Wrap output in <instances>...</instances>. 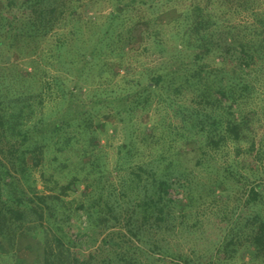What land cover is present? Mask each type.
<instances>
[{"label": "trees", "instance_id": "16d2710c", "mask_svg": "<svg viewBox=\"0 0 264 264\" xmlns=\"http://www.w3.org/2000/svg\"><path fill=\"white\" fill-rule=\"evenodd\" d=\"M149 1L148 7H133L138 1L119 0L104 21L95 22L88 13V4L81 6V0H7L0 16L2 61L14 63L11 49L23 52L27 48L29 54L36 53L37 61L44 62V66L54 64V71L49 77L42 74L35 90L28 85L22 89L25 78L33 77L32 72H18L14 79L21 84V90L13 95L10 92L16 89L10 90L11 82L2 71L0 140H12L6 144V156L16 160L28 181V173L41 163L47 147L53 145L56 152L63 151L76 141L75 135L64 134L66 126L83 127L89 133L93 116L101 107L110 111L97 114L102 122L94 123L95 129L102 131L109 124L115 131L114 117L124 121L126 130L131 128L126 136L129 139L118 146L117 154L131 158L137 154L140 143L154 140L157 124L144 125L147 130L142 131L139 138L133 119L151 105L153 96L183 110L191 109L180 131L186 135L198 126L207 127L210 134H215L208 143L197 145L196 157L197 165L211 166L216 173L209 184L214 185L212 194L215 189L221 195L230 194L235 186L234 177L243 183L245 200L237 206L239 210H233L224 221L227 231L217 244L218 250L222 243L233 246L245 228L241 217L251 215L253 205L263 208L264 203V169L257 167L250 174H241L238 168L244 151L242 145L235 146L234 155L225 149L228 142L247 139L253 122L264 115V9L260 12L255 7L261 0ZM231 11L253 12V18L239 28L229 22L236 14ZM149 12H156L154 18L144 22ZM86 22L92 24L95 35L85 45ZM137 33L142 35L140 39ZM216 57H220L219 60ZM96 59L99 62L95 65ZM63 68L76 77V85L67 87V91L60 75ZM120 69L124 75L114 77ZM74 70L79 71L74 73ZM88 77L96 80L94 87L86 85L92 98L88 107L70 113V117L62 113L61 119L45 130L42 109L45 97L59 90L64 98L67 94L75 95L83 88L77 83L88 82ZM92 139L96 137L89 139L93 144ZM96 146L94 141L91 149L78 147L81 151L75 150L83 155L81 162L88 154L94 156L84 160L81 167L86 170L84 198L77 209L87 225L108 229L102 239L108 257L102 258V262L112 264L111 260L117 259L131 264L138 257L127 256L123 249L132 254L137 252L141 248L137 242H147L144 231L158 225L170 212L169 187L170 177L176 170L175 154L170 153V156L163 150L151 158L149 164L120 163L112 171L97 160ZM30 154L31 167L26 165ZM5 165L0 161V243L10 242L14 235L30 234L23 230L27 214L31 211L39 215L37 207L29 204L24 193L15 190L13 176ZM8 174L10 178L6 181ZM196 197H191L190 203L198 202L202 206L208 202L201 196ZM203 226L202 219L194 216L191 227ZM114 227L116 229L110 230ZM263 231L264 223L250 231L247 240L251 245L264 246ZM110 254H113L112 259Z\"/></svg>", "mask_w": 264, "mask_h": 264}, {"label": "rangeland", "instance_id": "374dc122", "mask_svg": "<svg viewBox=\"0 0 264 264\" xmlns=\"http://www.w3.org/2000/svg\"><path fill=\"white\" fill-rule=\"evenodd\" d=\"M6 1L0 0V16H2V6L5 7ZM118 1L81 0L80 3L81 6L83 3H87L89 7L87 8L89 9L88 13L92 16L91 19L95 20V22H101L105 20L107 13L113 8V4ZM121 1L124 2L126 0ZM136 1H138V5L135 3L133 7H148L151 2L149 0ZM257 5H255L257 7L256 11L261 12L264 9V0H261ZM16 8L12 10V13ZM6 11H8L7 8ZM231 12L236 14L232 16L229 22L236 26L239 25V28L253 18V12ZM155 13L149 12V16L144 22H150L154 18ZM91 25V23L86 22L83 28L85 45L95 35ZM136 36L139 39L142 37L138 33ZM82 45L84 48V41ZM11 51V59L15 62H3L2 47L0 46V74L3 71L8 81L11 82L10 90L16 89L13 93L10 92L11 95L18 94V91L21 90L19 89L21 84L15 82L14 79L18 72H32L33 77L25 78V84L22 89L24 90L26 85H28L35 90L41 75H48L54 71V64L44 66V62L37 61L36 53L29 54L27 48L23 52L18 51L16 48H12ZM219 58L216 57L218 60ZM95 62L96 65L99 60L96 59ZM81 64L84 66V63ZM44 67H46L45 72L43 71ZM79 69L81 70V68ZM78 71L74 70V73H78ZM60 75L67 85H65L66 91L67 87L76 85V77L74 78L73 74L66 73L64 68ZM115 75L117 78L122 77L124 75L122 69L119 70L118 74L115 73L114 77ZM108 77L110 76H105V78ZM31 81L32 84L30 85ZM86 81L88 82L85 83L80 80L77 85H82V90L75 95L67 94L66 99L60 90L57 91V94L47 93L45 105L42 107L45 113V130H48L55 120L61 119L62 113L64 115L67 114L66 117H70V113H74L77 110L84 111L88 107V103L91 102L92 98L87 93L88 90L86 88L88 86L86 85L89 84V87H94L93 83L96 80L93 77H88ZM105 111L110 110L101 107L98 113ZM189 112H191V109L183 110L179 106L170 105L157 96H153L151 105H147L133 119L139 138L142 135V131L147 130L144 125L148 127L150 123H156L157 129L154 134V140L149 139L147 143H140L137 154L132 158L128 155L120 157V154H117L118 146L129 139L126 136L129 133L128 130L131 129L129 127L126 130L124 121L119 120L118 117L113 119L114 126L117 128L115 131L113 126L109 124L102 131L95 129L94 123L100 121L98 113L93 116V125L88 129L89 133H86L83 127L66 126L64 134L75 135L76 138L74 139L76 141L71 147L66 146L63 151L56 152L53 145L47 147L41 163L33 166L31 173H28V181L23 177L16 160L6 156L8 154L7 151L5 152L6 144L11 143L12 140L7 142L5 139L3 141L1 139L0 161L6 164L5 167H8L12 174L15 190L20 192V194L24 193L25 199L30 202L29 204L37 207L39 215L31 211L27 214L23 230L30 234L16 237L14 235L10 242L0 243V264H106V262H102V258L108 257L103 250L106 246L102 243V239L108 229L101 230L96 225H87L84 216L77 209L84 198L83 186L86 170L83 171L81 167L84 160L88 161V157L94 156L88 154L81 162V156L83 155H81V152L76 153L75 150L79 149L78 147L91 149L94 141L97 143L95 153L99 154L98 157H95L100 163H104L108 170L112 171L120 163L123 165L133 162L149 164L150 159L156 157L163 150L167 152V155L172 156L170 153L173 152L175 154L174 166L176 170L173 172V176L170 177L172 184L169 187L170 197L172 198L170 212L166 214L158 225L149 231H144L143 237L147 242L146 244L137 242L141 246L137 252L134 251V254H132L123 249L126 251L125 254L127 256L129 254L138 257L137 260L139 261L134 260L130 262L131 264H264V246L257 248V246L251 245L250 241L247 240L251 236L250 231L257 225L264 223V203L263 208L253 205L250 210L251 215L241 217L242 222L245 221L244 223L246 224L245 228L238 234L235 245L226 246V244L222 243L220 250L217 248L218 241L225 236L227 231L224 221L229 218L233 210H239L237 206L245 200L244 187H242L243 183L241 181L238 182L239 180L234 177L232 183L235 186L230 194L221 195L217 189H215V194H212L214 185L209 184L216 176V173L212 171L211 166L210 168L205 166L201 168L197 165L196 157L198 156L197 145L208 143L210 136L211 138L215 137V134H210L207 127L202 129L196 126V128L184 135L180 129ZM263 117L253 122L252 128L249 129V134H247L249 136L247 139L239 143L228 142L227 148L225 147L226 151L230 152L229 154L234 155L235 146L242 145L244 151L241 153L242 157H240L241 161L238 170L243 175L250 174V171L257 167L258 169H264ZM94 136L96 140L92 139V144L89 139L90 137L94 138ZM79 151L81 150L79 149ZM223 158H220V160H223ZM26 165L29 167L32 165L31 154L27 158ZM212 165H214L213 162ZM258 174L261 173L259 172ZM9 178L10 175L8 174L6 181ZM7 188L9 189V186ZM196 196H201L202 200L208 202L202 206H199L198 202L190 203L192 200L190 198ZM196 207H199L198 213L196 212ZM183 214L185 216H182ZM194 216L202 219L203 227L199 229L191 227ZM234 216L236 217V212H234ZM111 229H116V227ZM110 258H113V254H110ZM111 261L112 264L126 263V260L112 259Z\"/></svg>", "mask_w": 264, "mask_h": 264}]
</instances>
